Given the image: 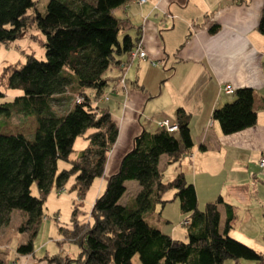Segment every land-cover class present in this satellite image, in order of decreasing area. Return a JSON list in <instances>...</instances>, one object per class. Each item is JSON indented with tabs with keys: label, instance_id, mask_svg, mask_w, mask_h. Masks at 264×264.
I'll list each match as a JSON object with an SVG mask.
<instances>
[{
	"label": "trees",
	"instance_id": "obj_1",
	"mask_svg": "<svg viewBox=\"0 0 264 264\" xmlns=\"http://www.w3.org/2000/svg\"><path fill=\"white\" fill-rule=\"evenodd\" d=\"M129 1L46 0L40 13L33 0H0L1 45L24 33L29 23L44 37L43 60L26 55L23 63L5 65L0 71V128L11 115L31 117L35 122L30 138L20 132H0V227L8 225L12 211L24 216L17 228L26 232L27 238L16 246L18 255L33 252V239L43 217L42 203L52 186L59 188L72 176V188L81 198L93 179L103 174L106 156L118 135L117 126L110 112L98 104L93 106L92 100L111 83L107 70L119 67L118 82L129 53L140 39L138 32L134 36L127 33L122 20L113 14L114 8ZM262 5L257 28L264 37V0ZM217 29L215 24L208 31L215 33ZM9 90L19 93L11 97L6 93ZM67 91L80 101L57 112L53 102ZM232 96L210 115L223 135L253 127L257 118L252 89H234ZM187 118L182 109L176 111L175 133L158 127L141 129L132 138L131 148L121 155L118 169L106 178L93 199L89 219L77 222L74 209L71 228L59 227L64 238L77 245L78 254L43 258L51 264H132L134 255L139 264H222L238 259L264 264V252L228 234L234 218L228 204H224V221L219 227L217 205L222 204L221 197L198 210L195 188L181 172L161 181L159 158L176 162L193 146ZM78 136L85 145L71 158ZM59 162L68 167L58 170ZM132 181L137 191L121 203L125 183ZM32 184L36 195L30 193ZM168 189L174 190L172 197L178 200L179 210L188 214L182 220L185 240L174 239L145 220L157 203L171 200L162 198Z\"/></svg>",
	"mask_w": 264,
	"mask_h": 264
},
{
	"label": "crops",
	"instance_id": "obj_2",
	"mask_svg": "<svg viewBox=\"0 0 264 264\" xmlns=\"http://www.w3.org/2000/svg\"><path fill=\"white\" fill-rule=\"evenodd\" d=\"M262 3L263 0H145L142 3L132 0L113 9L127 33L131 36L140 33L139 43L145 57L127 59L122 72L123 85L116 81L119 67L112 68L115 71L110 77L112 81L103 89L102 97L99 96L98 106L110 112L118 135L106 156L96 194L106 178L118 169L121 155L131 148L132 138L141 129L152 131L163 119L176 123V111L182 109L188 115L193 146L176 161L179 162L177 165H173L176 162H165V156H161L157 165L160 173L168 166H173L174 175L181 172L195 188L197 209L201 202L205 204L221 197L222 204L217 205L219 227L224 221V204H228L234 214L228 234L253 246L255 237H245L236 230L235 224L236 206L245 208L252 203L247 198L249 174L242 159L235 157L242 168L235 170L230 181L223 179L220 185L215 186L216 182L214 184L206 171L210 172L208 155L211 150L229 155L235 147L240 152L250 148L249 139L253 138L258 139L259 148H264V127H260V122H264V37L257 28ZM215 24L218 29L209 33L208 28ZM225 86H231L233 90L240 87L252 89V106L257 117L253 127L223 135L218 124L210 119L213 109L233 98L232 92L223 93ZM11 214H16V223L12 225L10 220L8 225L0 227V239L4 241L0 245V263L51 264L43 257L59 253L46 251L40 258H34L33 252L24 256L17 254L15 248L26 241L27 233H20L17 228L24 216L17 211ZM246 214L250 215V211ZM68 226H58V229L68 230L71 228L70 224ZM173 230L166 234L172 237ZM17 234L24 237L15 243ZM263 234L264 230L259 237L262 238ZM256 251L264 252V240L262 250ZM78 252L79 248L76 255ZM239 260L234 263L254 264Z\"/></svg>",
	"mask_w": 264,
	"mask_h": 264
},
{
	"label": "rangeland",
	"instance_id": "obj_3",
	"mask_svg": "<svg viewBox=\"0 0 264 264\" xmlns=\"http://www.w3.org/2000/svg\"><path fill=\"white\" fill-rule=\"evenodd\" d=\"M33 1H35L38 11L40 13H43L46 5V0ZM85 1L90 2V0ZM26 26L27 27L25 28L24 33L16 37L13 41H8L7 43H3V45L0 44V71L1 68L5 65L15 64V62L23 63L25 61L26 55H33L35 59L43 60L44 48L42 44L44 42V37L39 32V30L35 28V26H33V24L29 23ZM114 73L115 71L111 69L105 72V74L109 77H112ZM70 92L71 91H67V93L61 95L58 101L53 102L54 109L57 112L66 110L67 106H69L68 104H71L74 101L76 94L74 93L73 95H71ZM6 93L8 94V96L12 97L17 95L19 91L9 90ZM100 97H102V95ZM98 100L99 97H96L94 100H92V105L95 106L96 104H98ZM214 124L217 125L216 122H214ZM260 127H264V122H260ZM34 129L35 122L33 118H26L18 114L11 115V117L7 118L3 126H1L0 128V132H20L24 135H29L28 137L30 138L32 136L31 132ZM249 141L250 142L248 147L250 148L243 149L238 152L235 147H232V153H229V155H222L221 152L217 153L211 150L208 155L210 172L206 171V174L209 173L208 175L212 176L214 184L216 182L215 186L220 185L223 179L230 181L233 178L235 170L242 168V165H240L238 161H235V157H240V159H242L243 167L244 169H247V173L249 174L250 192L247 198L252 201V203L245 205V208L236 206V230L242 233L245 237H255L253 239L256 240V242L253 244L254 247H252L256 250H262L263 240L261 237H259V233H262V230H264V169L261 170L259 168L257 161L259 158L264 159V148L258 147V139L256 138L249 139ZM84 145L85 140L81 136L76 137L73 143V152L71 153L70 157L75 158V156L79 153ZM178 163L179 162H176L173 165H177ZM65 167H68V164H65V162H59L57 165L58 170ZM172 167L173 166H168L165 168V170H161L162 182H166L167 180H170L174 177V169ZM73 182V177L69 176L65 179V182H63L61 187L55 188V186H52L48 190L47 195L45 196V199L42 203L43 217L41 219V222L39 223L38 231L34 236V258L42 257L46 251H48L49 254L59 253L62 256H76V251L78 250L77 245L70 240H66L64 238V232L59 231L58 226H62L64 228L69 227L68 225L71 223L72 219L71 213L74 209L76 210L74 213V217L77 222H85L89 219V210L93 204V199L98 195L96 194V184L97 182H99V179H93V181L86 189L84 196L81 198H78L77 193L72 188ZM125 184L126 191L119 200L121 203H125L126 200L131 199L136 190L135 181L126 182ZM255 184L256 187L253 188ZM173 192L174 190L172 189L166 190V192L162 194V198H169L171 200L167 201L164 204L157 203L154 209H151V211L145 215V220L150 226L159 227L162 233H167L168 231L174 229L172 233L170 232V235L177 240H185L186 237H183V233L186 231V226L182 225V220L188 217V214L179 210L178 200L172 197ZM224 192L225 190L223 191V196ZM30 193L36 195L37 191L35 184H32V186L30 187ZM203 205L204 204H202V202L199 204L200 210H202ZM247 211H250V215L248 216H246ZM14 215L16 214L10 215L12 217L10 219L12 225L17 221V217ZM56 216L58 217L57 221L54 220ZM15 237L16 238H14V241L15 243H18V240H23L24 236L17 234L15 235ZM56 241H58L59 244H56ZM3 243L4 241L1 238L0 245ZM250 243L252 244L253 242ZM239 261L243 262L245 260L241 259ZM132 262L133 264H139L138 256L134 255ZM222 264L237 263H234V261L232 262L231 260H225Z\"/></svg>",
	"mask_w": 264,
	"mask_h": 264
},
{
	"label": "built area",
	"instance_id": "obj_4",
	"mask_svg": "<svg viewBox=\"0 0 264 264\" xmlns=\"http://www.w3.org/2000/svg\"><path fill=\"white\" fill-rule=\"evenodd\" d=\"M145 0H138L139 3H142L144 2ZM130 55V60L131 59H134V58H141L143 59L145 57L144 55V50H143V47L142 45L139 43V40L137 41L136 43V46L131 50V52L129 53ZM119 83L120 84H123L124 83V78H123V74H121V76L119 77ZM233 91V88L231 86H225L223 88V93L224 94H229ZM80 101V98L79 97H75L74 99V102H79ZM156 127L158 128H162L164 129L165 131L167 132H170V133H175L176 129H177V125L176 123H171L170 121H168L167 119H163L162 122H159L157 123ZM258 166L261 170L264 169V159L263 158H259L258 159ZM45 219V217H44ZM55 221L58 220V217L56 216V218H54Z\"/></svg>",
	"mask_w": 264,
	"mask_h": 264
}]
</instances>
